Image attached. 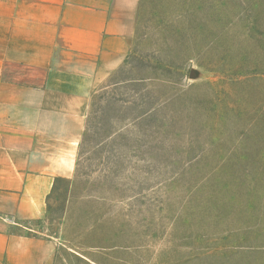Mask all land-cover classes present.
Returning <instances> with one entry per match:
<instances>
[{"label":"rangeland","instance_id":"obj_1","mask_svg":"<svg viewBox=\"0 0 264 264\" xmlns=\"http://www.w3.org/2000/svg\"><path fill=\"white\" fill-rule=\"evenodd\" d=\"M52 264H264V0H140L44 220Z\"/></svg>","mask_w":264,"mask_h":264},{"label":"crops","instance_id":"obj_2","mask_svg":"<svg viewBox=\"0 0 264 264\" xmlns=\"http://www.w3.org/2000/svg\"><path fill=\"white\" fill-rule=\"evenodd\" d=\"M140 0H0V264H52L45 219L74 175L92 94L126 59Z\"/></svg>","mask_w":264,"mask_h":264}]
</instances>
